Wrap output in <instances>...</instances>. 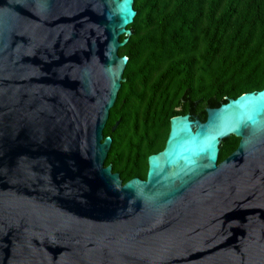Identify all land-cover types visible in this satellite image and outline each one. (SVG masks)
Returning <instances> with one entry per match:
<instances>
[{"label": "water", "instance_id": "obj_1", "mask_svg": "<svg viewBox=\"0 0 264 264\" xmlns=\"http://www.w3.org/2000/svg\"><path fill=\"white\" fill-rule=\"evenodd\" d=\"M132 3L0 0V264H264V86L103 164Z\"/></svg>", "mask_w": 264, "mask_h": 264}, {"label": "trees", "instance_id": "obj_2", "mask_svg": "<svg viewBox=\"0 0 264 264\" xmlns=\"http://www.w3.org/2000/svg\"><path fill=\"white\" fill-rule=\"evenodd\" d=\"M117 53L127 57L102 128L103 164L122 181L146 171L163 146L169 117L207 100L264 86V0H133ZM114 128L111 129L114 121Z\"/></svg>", "mask_w": 264, "mask_h": 264}]
</instances>
